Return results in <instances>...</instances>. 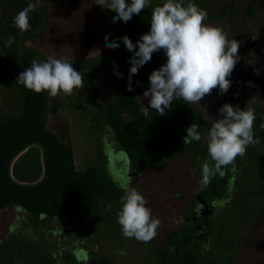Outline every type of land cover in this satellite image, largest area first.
<instances>
[{
	"label": "rangeland",
	"instance_id": "1",
	"mask_svg": "<svg viewBox=\"0 0 264 264\" xmlns=\"http://www.w3.org/2000/svg\"><path fill=\"white\" fill-rule=\"evenodd\" d=\"M164 2L151 0L149 7ZM194 2L207 10L206 24L223 27L229 39L234 38L238 42H242L243 34L258 32L260 22H264L262 8L258 18L245 16L244 11L251 0ZM260 3L264 5V0ZM22 4L18 0H0V33H7L11 28L20 32L13 26V18L26 7ZM230 4L233 9L221 15L223 6ZM37 9L42 21L34 34L23 42L24 48L34 54L33 59L42 61L53 56L83 65L82 69H76L83 76L82 88L72 95L61 93L52 97L47 93L46 129L62 144L71 147L76 170L89 167L103 169L117 186L122 178L130 176L132 186L148 200L147 206L152 209L153 217L161 223L157 236L143 243L122 235L116 217L120 200H102L94 209L46 218L10 205L0 210V264H32L42 255L51 257L54 264H86L92 258L101 257L110 259L113 264H158L157 250L167 237L192 225L187 212L202 190L199 184L201 165L205 160L211 163L203 134L212 122L198 105L190 104L205 123L199 146L182 141L176 153L166 157L161 164L133 169L128 156L118 145L113 129L104 121L108 110L117 102L119 78L114 71L107 74L85 66L86 60L107 52L115 14L96 5L95 0H40ZM23 35L26 36V32ZM23 35L19 36L24 38ZM262 39L263 34L249 56L259 58L260 73L264 76V60L260 59L264 48ZM8 67L3 36L0 35V71ZM148 87L149 82L138 87L136 98L140 103L139 97ZM142 102L147 106V100ZM20 106L16 87L7 86L0 90L1 120L14 119L20 112ZM252 107L257 122L254 134L260 143L249 146L246 155L237 160L228 193L223 201L218 202L217 209L209 214L205 208L201 213V217L208 215L209 218L199 231L204 240L201 241L198 264H264V128L260 127L264 123V98L254 101ZM122 117L126 122L132 121L128 114ZM13 163L10 175L16 182L35 184L42 180V158V173L34 183L19 181L13 173ZM108 205L112 206L111 210H108ZM197 211L200 212L201 208ZM227 219L232 220L230 240L222 242L219 231L222 221ZM72 257L76 262H69Z\"/></svg>",
	"mask_w": 264,
	"mask_h": 264
},
{
	"label": "trees",
	"instance_id": "2",
	"mask_svg": "<svg viewBox=\"0 0 264 264\" xmlns=\"http://www.w3.org/2000/svg\"><path fill=\"white\" fill-rule=\"evenodd\" d=\"M21 1L26 6L30 2L18 0ZM152 10L151 7L146 8L140 15H134L127 24L114 23L109 45L119 46L108 48L100 57L85 61V66L92 67L97 72L106 71L110 74L115 68L116 72L123 73V78H119L120 92L117 102L108 110L104 121L113 129L118 145L128 156L135 170L157 166L166 157L174 155L186 137L185 129L192 123L199 125L200 133L205 127L202 117L182 99L175 100L171 108L165 110L163 116L150 111L149 116L145 117L140 111L141 103L136 98L137 89L148 83L151 72L166 62L163 52L154 53L152 60L139 69L138 74L132 77L133 91H127L130 68L127 61L132 53L126 49L121 38L128 36L135 44L142 34L149 31ZM252 13L253 7L250 5L245 14L250 16ZM41 21V13L36 8L30 13L31 28L26 32V36L14 28L9 29L7 33H0L3 36L4 55L9 66L8 69L0 71V90L7 86L16 87L21 103L20 112L14 119H0V210L13 205L36 217L46 218L97 208L102 200H120L123 192L103 169L97 167H89L82 171L75 169L71 147L62 144L57 136L45 127L47 92L37 94L15 82L19 74L31 66L34 54L24 48L23 42L34 34ZM19 35H23L24 38ZM10 36L15 37V43L11 47H6L5 40ZM72 64L75 69L83 68V65L76 62ZM123 114L131 116L132 121L126 122ZM256 128L257 123L253 126L254 133ZM190 143L194 147L199 146L197 141ZM33 147L41 151L43 178L35 184L18 183L11 178V165L18 155ZM239 158H236L234 164L223 169L225 172L223 177L214 176L210 184L201 190L187 212L192 225L179 229L167 237L164 245L157 250L158 264H198L199 249L201 241L204 240L199 231L209 216L202 218L199 214L196 215V212L202 207L206 208L205 212L209 214L217 209L218 202L223 201L228 193L232 183L231 173L236 169ZM212 163L211 161L210 165ZM13 173L16 176V168H13ZM231 223L230 219L222 221L219 231L222 242L230 240ZM224 248L228 249L229 246ZM69 262H76V258H69ZM32 264H54V261L51 257L42 255L35 258ZM86 264L113 262L101 257L92 258Z\"/></svg>",
	"mask_w": 264,
	"mask_h": 264
},
{
	"label": "clouds",
	"instance_id": "3",
	"mask_svg": "<svg viewBox=\"0 0 264 264\" xmlns=\"http://www.w3.org/2000/svg\"><path fill=\"white\" fill-rule=\"evenodd\" d=\"M40 0H30L26 7L13 18V26L21 33L31 28L30 13L39 6ZM95 4L115 13L113 23L127 24L134 15L151 5V0H95ZM208 12L200 8L194 0H165L162 5L153 7L150 29L134 44L128 36L122 37L126 49L132 53L127 63L130 65L127 78V91H133L132 77L139 69L152 60L154 53L163 52L166 62L148 76L149 87L141 98L140 111L145 117L150 109L163 116L173 102L182 99L185 104L200 105V102L218 89L225 95L232 86L230 79L240 60V42L229 39L223 27L206 24ZM107 40V38H106ZM15 37H8L5 46L11 47ZM110 49L118 44L107 45ZM118 78L123 73L116 72ZM37 94L47 92L56 97L61 93L72 95L82 88L83 76L73 64L64 59L49 56L46 60L33 59L15 81ZM139 84V82H136ZM147 100V106L142 102ZM204 110H206L204 108ZM219 116L203 134L207 154L213 162L205 160L201 165L200 188L207 187L211 179L223 177V169L234 164L237 157H244L249 146L257 145L253 126L256 120L254 109L239 104H223ZM264 128V123L260 125ZM185 143L201 141L199 125L192 123L185 129ZM123 195L120 208L116 212L117 223L126 239L147 243L157 236L160 220L154 218L148 200L132 186L130 176L119 182ZM111 210V205H108Z\"/></svg>",
	"mask_w": 264,
	"mask_h": 264
},
{
	"label": "flooded vegetation",
	"instance_id": "4",
	"mask_svg": "<svg viewBox=\"0 0 264 264\" xmlns=\"http://www.w3.org/2000/svg\"><path fill=\"white\" fill-rule=\"evenodd\" d=\"M250 5H252L253 7V13L250 16L254 18H258L260 15L261 8L264 10V5H261L260 0H251ZM226 9H228V11ZM231 9H233L231 4L229 6L224 5L221 11L222 12L221 15H224L225 12L231 11ZM250 16H247V17H250ZM258 29H259L258 30L259 33L256 31L255 32L249 31L246 34H243L242 42H240L239 50L245 46V44L247 43L246 42L247 39H253L254 45L245 50L243 49L241 53H239V50H238V55L240 57L242 68H240V71H239V68L235 66V69L230 77L232 81L231 87L233 88L241 87L242 90L245 91L246 93L245 107H250L252 109H253L252 106L254 104V101L258 100L259 98H264V76L261 75L260 73L261 71L260 60L257 56H254V55L249 56L250 52L255 50L257 43L260 41L261 34L264 35V22H260ZM262 40L264 41V39ZM260 59L264 60V48L262 49L260 53ZM198 107L205 115H207L204 110V107H205L204 103L203 105L202 104L198 105ZM255 123L257 122L255 121ZM204 210L205 208L204 209L201 208V211L200 212L197 211L196 215L200 214L201 216V213L204 212Z\"/></svg>",
	"mask_w": 264,
	"mask_h": 264
},
{
	"label": "water",
	"instance_id": "5",
	"mask_svg": "<svg viewBox=\"0 0 264 264\" xmlns=\"http://www.w3.org/2000/svg\"><path fill=\"white\" fill-rule=\"evenodd\" d=\"M246 44L243 48L239 50L241 51L247 48H250L254 45L253 39H247ZM239 68H242L241 61L239 60L237 65ZM246 101V93L242 90L241 87H231L227 94L220 95L219 90H213L211 95L205 97L200 104H205V113L210 117L211 122L213 123L214 119L222 118L219 116L218 109L225 103H229L233 106L239 104L243 109L245 107ZM41 151L37 147H33L23 152L20 156H18L15 160L13 168H16V178L22 182L34 183L40 177L41 171ZM15 171V170H14ZM203 218V217H202Z\"/></svg>",
	"mask_w": 264,
	"mask_h": 264
}]
</instances>
